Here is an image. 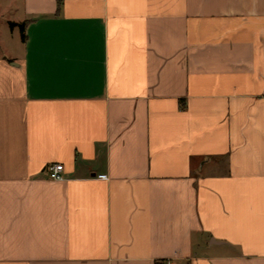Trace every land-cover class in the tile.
<instances>
[{
    "label": "crops",
    "instance_id": "0c3cea01",
    "mask_svg": "<svg viewBox=\"0 0 264 264\" xmlns=\"http://www.w3.org/2000/svg\"><path fill=\"white\" fill-rule=\"evenodd\" d=\"M0 21V264H264V0Z\"/></svg>",
    "mask_w": 264,
    "mask_h": 264
},
{
    "label": "built area",
    "instance_id": "2783aa9c",
    "mask_svg": "<svg viewBox=\"0 0 264 264\" xmlns=\"http://www.w3.org/2000/svg\"><path fill=\"white\" fill-rule=\"evenodd\" d=\"M50 176L52 179H63L64 165L62 163H52L48 166ZM99 177L107 179V174H100ZM162 264H172L171 260L166 259L161 261Z\"/></svg>",
    "mask_w": 264,
    "mask_h": 264
},
{
    "label": "rangeland",
    "instance_id": "374dc122",
    "mask_svg": "<svg viewBox=\"0 0 264 264\" xmlns=\"http://www.w3.org/2000/svg\"><path fill=\"white\" fill-rule=\"evenodd\" d=\"M11 22H13V21H9L8 25H7V23L5 24V23L0 21L1 32L2 33H11L13 31V29H17V32L22 34L21 27L19 25H11Z\"/></svg>",
    "mask_w": 264,
    "mask_h": 264
},
{
    "label": "trees",
    "instance_id": "16d2710c",
    "mask_svg": "<svg viewBox=\"0 0 264 264\" xmlns=\"http://www.w3.org/2000/svg\"><path fill=\"white\" fill-rule=\"evenodd\" d=\"M11 25H19L21 27V31H22V37L24 39H26V34H25V23H15V22H11Z\"/></svg>",
    "mask_w": 264,
    "mask_h": 264
}]
</instances>
